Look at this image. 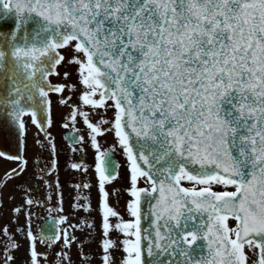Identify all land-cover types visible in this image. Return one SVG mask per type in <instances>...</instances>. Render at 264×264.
<instances>
[{
    "label": "snow or ice",
    "instance_id": "obj_1",
    "mask_svg": "<svg viewBox=\"0 0 264 264\" xmlns=\"http://www.w3.org/2000/svg\"><path fill=\"white\" fill-rule=\"evenodd\" d=\"M53 94L71 152L92 150L69 166L93 177L74 183L89 191L73 207L99 217L100 264H264V0H0V127L19 140L27 117L51 137ZM20 143L25 155L0 151L18 162L0 207L27 171ZM36 143L59 154L54 138ZM30 218L20 264H76L73 245L88 264L95 220L78 237L34 234ZM0 236L15 264L23 245L7 226Z\"/></svg>",
    "mask_w": 264,
    "mask_h": 264
},
{
    "label": "flooded vegetation",
    "instance_id": "obj_2",
    "mask_svg": "<svg viewBox=\"0 0 264 264\" xmlns=\"http://www.w3.org/2000/svg\"><path fill=\"white\" fill-rule=\"evenodd\" d=\"M53 82H57L56 78H52ZM54 101L53 107L55 110L56 123L51 129H47L51 133V137H45V132L38 129L35 125L31 124L29 119L25 117L26 130L24 134V143H26L30 150L26 153V158L28 159L27 171L23 174L22 178H15L8 181V186L4 190L2 208L0 209V216L2 218V223L5 226H11L12 231H16L17 228L25 229L28 223V214H31L30 223L31 230L34 234H39L41 232L42 223L47 218L57 219L60 215L68 217V221L65 225H58V228H67L68 225H76L77 227L73 230L69 228V231L75 232L78 237L83 236L80 231V227L84 226L85 221L88 223L96 221L97 227L92 231V236L84 237V244L82 246V251L88 253V264H100V259L98 256V244L99 236V217L95 212L91 214L78 210L74 208L73 205H78L76 200V192L80 191L82 194L88 193V189L77 190L74 188V183L80 181L87 182L92 180L93 177H84L80 172H77L70 168V164L79 160L80 163L89 164L92 159V150L87 148L84 153H73L70 150V141L65 139L68 133H71V128L65 129L62 127V115H66L68 109L60 106L56 103L57 97L55 94L52 95ZM81 127V125H77ZM48 138H54V143L57 146L59 154H50L51 149H42L36 143L37 140H45ZM109 146L111 145V137L108 140ZM83 147V146H81ZM25 155V153H24ZM116 158L118 162L123 164V158L117 155ZM53 159L57 161V169L55 172L51 171L48 167L51 165ZM4 161V160H3ZM18 165V162L16 163ZM48 167V172L44 173L41 171L42 168ZM12 166L7 165L6 162L0 167V174L4 177L6 172H10ZM123 172L124 170L121 169ZM40 176H44L45 180L40 179ZM27 181V183H25ZM14 184V185H13ZM16 185H20L17 187ZM122 184H116V187H125ZM13 188L16 191H13ZM92 206H96V189L91 190ZM33 199L32 205H26L24 201L26 199ZM128 199L126 193H122V199L119 207L123 208V202ZM62 200L63 212H57L55 209L60 207ZM115 200V198H113ZM14 207H21L22 211L16 214L12 211ZM52 209V211H50ZM5 243V241H4ZM80 245H73L70 255L72 259L76 261V264H82L83 256L79 259L77 258V250ZM45 246L43 244H38V250L44 251ZM58 246L54 245L52 249L49 250V255H53L58 251ZM5 249H0V264H3L4 258L6 256ZM119 256V253H117Z\"/></svg>",
    "mask_w": 264,
    "mask_h": 264
},
{
    "label": "water",
    "instance_id": "obj_3",
    "mask_svg": "<svg viewBox=\"0 0 264 264\" xmlns=\"http://www.w3.org/2000/svg\"><path fill=\"white\" fill-rule=\"evenodd\" d=\"M20 142L21 136L18 140L16 130H9L6 127H0V149H2L4 152L10 153L9 150L18 148Z\"/></svg>",
    "mask_w": 264,
    "mask_h": 264
},
{
    "label": "rangeland",
    "instance_id": "obj_4",
    "mask_svg": "<svg viewBox=\"0 0 264 264\" xmlns=\"http://www.w3.org/2000/svg\"><path fill=\"white\" fill-rule=\"evenodd\" d=\"M141 183H143V182H141ZM0 224H1V222H0ZM27 249V247L25 246V249H24V253H25V250ZM16 256V255H15ZM19 261V260H18Z\"/></svg>",
    "mask_w": 264,
    "mask_h": 264
}]
</instances>
